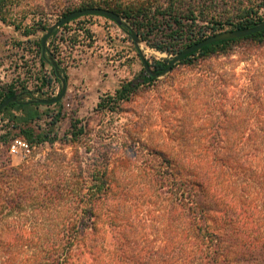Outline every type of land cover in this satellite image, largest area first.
I'll return each instance as SVG.
<instances>
[{"label": "trees", "instance_id": "trees-1", "mask_svg": "<svg viewBox=\"0 0 264 264\" xmlns=\"http://www.w3.org/2000/svg\"><path fill=\"white\" fill-rule=\"evenodd\" d=\"M13 2L0 0L2 21ZM173 4L158 12L148 0H80L62 16L80 8H107L140 34L143 26L156 21H152L156 11L172 18L166 24L169 37L179 39L185 30ZM262 20L251 7L224 22L209 21L208 31L200 29L197 34L186 27L187 36L194 43L208 36L206 32L223 31L224 25L242 29ZM47 27L38 22L25 34ZM57 32L53 30L48 38L50 45ZM40 39L36 41L39 52ZM39 59L41 65L48 63L41 55ZM210 59L217 60V67L202 68ZM237 61L244 63L241 71H236ZM148 63L155 74L168 64L159 59ZM226 63L233 65L225 67ZM177 64L197 68L199 76L182 89L189 102L183 121L166 123L168 137L153 145L129 137L126 120L122 133L98 129L96 138L86 142L81 152L79 143L90 134L82 119H73L68 134L61 138L53 130L58 113L47 129L35 124L43 117L39 106L49 104L24 100L10 102L0 111V116L7 117L0 134V146L5 147H0V264H264V30L205 45L183 56L170 71ZM58 69L67 82L59 62ZM51 72L58 81L52 66ZM156 77L144 72L140 83H121L113 93L102 95L96 110L124 111L122 104ZM49 81L43 75L41 83ZM17 92L10 85L0 91V102ZM16 138L31 149L17 165L9 153ZM56 142L59 147L54 146ZM131 142L139 164L148 161L144 166L134 165L147 178L151 193L144 190V197L134 195L132 183L121 188L124 184L116 182L111 166L112 160L123 159V145L129 152L127 143ZM176 142L185 146L184 153L169 146ZM43 144L49 151L36 159L32 147ZM69 144L71 154L63 150ZM116 197L154 204L155 239L146 233L129 239L122 227L126 217L119 214L115 221L112 213L120 202H115Z\"/></svg>", "mask_w": 264, "mask_h": 264}, {"label": "rangeland", "instance_id": "rangeland-1", "mask_svg": "<svg viewBox=\"0 0 264 264\" xmlns=\"http://www.w3.org/2000/svg\"><path fill=\"white\" fill-rule=\"evenodd\" d=\"M79 1L14 0L5 14L6 20L2 21L0 18V91H5L13 85L18 91L16 95H22L23 100L55 97L60 92L61 81L55 80L52 75V64L47 58L50 54L57 64L60 63L67 75L66 91L59 104L39 106L43 111V117L36 120L35 124L47 129L51 126L48 122L58 113L59 117L53 130L63 138L70 130L71 121L75 118L82 119L87 123L90 134L83 137L82 143H79L81 152L87 147L86 142L91 143L90 139L96 138L98 129L105 128L110 131L113 128V133L115 131L122 133L120 130L126 120L130 122L127 125L128 129H131L129 137H139L145 139L149 145H153L154 141H162L166 136L168 137L164 132L166 123L176 124L179 120L183 121V111L189 106L186 93L182 89L198 79L199 74L196 72L197 68L188 69L182 64H177L172 71L157 76L152 84H144L129 102L122 104L124 111L110 114L96 110L102 95L113 93L125 81L140 83L144 72H147L139 58L129 29L137 34V44L148 62L152 63L156 59L169 62L179 51L194 41L187 36L189 33L186 27L197 34L200 29L205 28L208 31L206 26L210 25L209 21L224 22L227 18L237 16L242 10L251 7L256 11V15L264 20V0H148L158 12L164 11L171 2H174L171 7L180 13L179 19L185 30L181 38L169 37L170 28L166 24L168 21L172 22V18L166 14H158L156 11L153 16L155 18L152 19L156 21L151 25L148 23L147 26H143L140 34L124 18H121V24H118L105 16L89 14L70 21L65 28L61 26L56 28L58 32L53 36L54 43L49 44L48 38L51 33L46 40L47 51L43 56L41 46L39 52L36 41L47 29L43 32L38 29L25 34L27 29L34 28L38 22H45L49 27L61 18L62 12L67 7L72 10ZM172 27L174 28L175 25L173 24ZM227 29L228 26L224 25V30ZM158 45L164 48L160 49ZM39 55L45 57L48 63L41 65ZM208 65L217 67L218 62L214 59L206 60L202 68ZM231 65L233 64H224L225 67ZM234 65L236 71H241L244 63L237 61ZM43 75L50 77L47 84L41 83ZM27 90L31 93L28 94ZM6 123L7 117L0 116V134L6 128ZM121 138V136L117 137L119 141ZM127 145L129 152L123 145L120 153L123 159L121 157L112 160L111 166L117 177L115 180L124 184L120 186L121 188L132 183L131 190L134 195L144 197V190L149 191L146 185L147 178L142 175L144 172L141 173V169L135 168L134 165L144 166L148 161L142 163L143 165L139 164V160L134 158L137 152H134L133 143ZM172 145L179 154L184 153L185 146L182 143L176 142L169 146ZM54 146L59 147V143L56 142ZM72 149L70 144L63 148L64 152L69 154ZM47 151H49L48 145L43 144L32 147L31 154L37 159ZM10 156L15 165L24 160L21 153ZM119 200V197H116L115 202L118 203ZM139 200L131 202L126 197L122 198L115 210L112 209L115 221L119 214L126 217L124 219L127 221L126 224H121L129 239L145 233L155 239L157 230L154 204L138 203ZM146 209L152 211L150 215ZM103 211L105 213L104 208ZM118 221H121L120 216L117 223Z\"/></svg>", "mask_w": 264, "mask_h": 264}, {"label": "water", "instance_id": "water-1", "mask_svg": "<svg viewBox=\"0 0 264 264\" xmlns=\"http://www.w3.org/2000/svg\"><path fill=\"white\" fill-rule=\"evenodd\" d=\"M89 14H96V15H101V16H105L108 17L110 19H112L113 21L117 22L118 24H121V17L115 13L114 11L107 9V8H102V7H86V8H80V9H75L65 15H63L60 19H58L55 23H53L52 25H50L46 32L41 36L40 39V46H41V51H42V55H45V52L47 51L46 49V40L49 37V35L53 32V30H55L56 28L62 26L64 23L83 16V15H89ZM264 30V20L258 22L257 24L251 26V27H246V28H242V29H227V30H223V31H219L216 32L214 34L208 35L206 37H204L203 39H200L194 43H191L189 45L186 46L185 49L179 51L174 57H172V59L168 62L166 68L158 74H155L154 72H152L151 67L149 66V63L147 61V59L144 57V55L142 54L137 41V34L132 30L129 29V33L130 36L132 38V40L135 42V47L137 50V53L139 55V58L143 64V67L145 68V70L150 73L151 75H156V76H160L162 74L167 73L168 71H170L172 69V67L175 65L176 62H178L183 56L214 42L220 41V40H226V39H232V38H240V37H245L248 35H251L253 33L259 32ZM48 60L50 61V63L52 64V67L54 69V72L57 75V78L60 79L61 81V89L60 92L52 98H39V99H30L27 102H33V103H40V104H52L55 102H58L62 99V97L65 94L66 91V80L64 78V76L60 73L59 69H58V64L57 62L52 58V56L50 54H48ZM31 92L28 91V94H30ZM23 100V96L22 95H11L9 97H6L5 99H3L0 102V111L10 102H22Z\"/></svg>", "mask_w": 264, "mask_h": 264}, {"label": "built area", "instance_id": "built-area-1", "mask_svg": "<svg viewBox=\"0 0 264 264\" xmlns=\"http://www.w3.org/2000/svg\"><path fill=\"white\" fill-rule=\"evenodd\" d=\"M30 151L31 149L28 146L27 142L20 138L14 139L9 146V153L11 155L21 153L22 156L25 157L30 153Z\"/></svg>", "mask_w": 264, "mask_h": 264}]
</instances>
